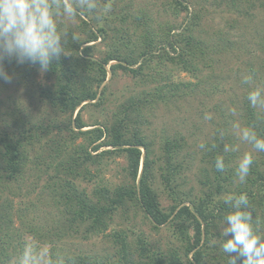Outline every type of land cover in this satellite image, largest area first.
<instances>
[{
	"label": "trees",
	"instance_id": "16d2710c",
	"mask_svg": "<svg viewBox=\"0 0 264 264\" xmlns=\"http://www.w3.org/2000/svg\"><path fill=\"white\" fill-rule=\"evenodd\" d=\"M125 1L96 0V10L77 15V29L84 37L79 34L78 39L72 40L74 29H66L68 55L54 59L49 70L43 72L45 78H52V84L34 85L32 90L50 112L38 118L29 115L13 126L0 127V187L21 180L29 163L35 162L28 172L40 171L39 181L43 175L48 177L46 189L41 190L50 192L54 206L62 209V213L55 214L63 218L53 220L60 223L57 228L41 233L35 230V223H25L31 225L28 230L37 233L35 238L53 244L52 237L64 234L68 225L71 230L82 228L85 238L102 236L112 243V254L79 256L69 264H228V254L221 247L224 238L217 231L224 217L233 211L226 201L234 202L240 194H247L249 204L243 210L252 213L254 226L264 236V152L254 148L252 153L247 152L253 163L241 182L236 169L245 153L234 148L237 142L232 135L226 136V127L231 123L228 120L217 127L221 136L215 135L212 141L203 143L201 160L205 167L198 182L201 189L185 190L187 179L180 177L187 167L184 162L194 159L185 156L189 139L184 135H163L157 143L147 130L148 118L158 104L184 99L194 92L191 83L177 82L173 73L180 69L194 74L199 67L193 59L199 62L200 57L205 58L208 45H201L194 33L199 15L190 13L192 0H167L163 9L172 8L176 18L181 11L187 13L186 21L175 26L161 23L145 10L133 12V4ZM257 2L264 8V0H231V5L241 16H250ZM196 12L201 14L198 9ZM97 42L103 46L98 50L99 56ZM9 63H15L16 69L22 67L26 87L41 72L38 64L21 65L14 59L4 60L5 71ZM161 64L164 67L158 69ZM120 74L137 81V88L115 103L109 120L89 124L84 119L85 109L95 106L104 110L113 104L110 82ZM261 74L260 82L264 84V71ZM210 89L214 92L218 84ZM247 97L248 93L241 106L236 97L232 107L242 112L246 128L264 138V114L257 111L258 106H251ZM161 156L167 162L161 173L163 191L170 200L167 207L162 206L154 187ZM218 157L224 158L223 172L215 167ZM119 158L126 163L123 182H105L104 171ZM84 183H91L92 189L88 190ZM10 206L0 205V264H11L19 255L23 248L16 249L15 242L20 247L27 242L24 235L12 231L13 221L7 214ZM119 212L126 216L133 212L135 217L142 214L156 230L165 226L180 239L179 245L167 253L155 252L157 248L143 232L135 235L132 229L114 227ZM111 227L114 230L108 233Z\"/></svg>",
	"mask_w": 264,
	"mask_h": 264
},
{
	"label": "rangeland",
	"instance_id": "374dc122",
	"mask_svg": "<svg viewBox=\"0 0 264 264\" xmlns=\"http://www.w3.org/2000/svg\"><path fill=\"white\" fill-rule=\"evenodd\" d=\"M128 1L133 4L131 11L134 12L139 9L148 11L153 13L154 17L157 16L161 23L178 26L187 19V13L184 11H181L180 16L176 18L172 8L164 10L163 3H167V0H126L125 3ZM159 4L161 7L158 6L157 8ZM197 9L200 10L201 14L196 12ZM190 13L199 15L194 33L195 37L200 39L201 45H208L207 53L204 60L201 57L199 62L193 59L199 67V71L196 73L193 74L179 69L173 74L177 82L191 83L194 92L190 97L184 99L173 98L158 104L148 118L149 129L147 132L151 140L157 143L160 142L159 139L163 135L170 137L184 135L189 139L190 147L186 149L189 152L185 156L194 159H187L184 162L187 167L180 177L187 179L186 191L193 188L197 192L201 189L198 182L202 174V168L205 167L204 162L201 160L203 154L199 145L209 143L215 135L221 136L217 134L220 132L217 128L220 124L228 120L231 121L227 125L228 130L226 127V136L231 137L232 135L233 139L236 140L237 146L234 148L237 151L242 153H252L254 151L251 144L241 139L242 130L246 126L241 116L243 115L242 112L232 107V101L238 97V105L241 106L240 102L243 101V96L247 93L249 94V92L256 89L264 91V84L260 82L261 71H264V8L257 2L256 8L250 12V16H241L237 8H233L231 5V0H192ZM79 24L80 20L76 17L59 21L60 27L65 30L67 28L74 29L73 31L77 35L80 34L84 37L85 35L77 29ZM219 41H221L220 45H218ZM102 47L97 42V56L100 55L98 50ZM198 50L195 49V51ZM14 65L15 63H9L7 66L8 71H6L12 77L11 82L0 79V127L13 126L16 122H22L23 118L29 115L38 118L42 114L50 112L49 108H44L42 103L38 101L37 94L32 93V90L35 88L34 85L36 87L40 84L41 86L51 85L52 78H45L43 72H38L34 81L30 83L29 87H26L27 80L22 67L16 69ZM164 65L169 66L168 63ZM163 67L161 64L158 69ZM245 78H248L247 83L244 82ZM213 84H218V89L214 92L210 89ZM136 86L137 81L128 77L125 78L120 74L118 78L110 82L113 104L108 105L104 110L95 106H88L83 113L85 121L92 124L95 121L101 123L107 119L109 120L112 112L115 111V103H120L121 101L118 100L124 96L129 97L130 91L135 90ZM257 108V111L264 114V106L259 107L258 105ZM225 147L231 149L229 144H225ZM155 148L158 152V144ZM31 156H34L33 152ZM35 165V162H30L27 169L30 170ZM125 165V160L122 158H119L117 162H112L110 167L104 171L103 178L105 182L114 185L122 183L126 174L123 170ZM158 166L161 169L155 171L154 187L160 194L162 206L167 207L170 200L163 191L164 183L161 178L162 170L165 171L167 166L163 156H161ZM28 170H26L27 173L23 175L21 180L12 181L0 187V205L7 206L8 203L11 204L8 207L7 214L11 215L14 234L24 235L26 243L42 246L45 245V241L37 240L35 238L37 233L28 230L31 225L25 223H35V230H38L39 233L54 227L57 228L56 225H60V223H55L53 220L63 219L58 216L62 213V209L54 206V198L49 191L41 190L42 187L46 189L45 184L49 180L48 177L43 175L39 181L37 176L40 171L28 172ZM83 186L87 187L88 190L93 187L91 183H84ZM30 192L32 194L27 196ZM123 215V212H119V218L116 220L114 227L116 229H132L134 231L132 233L135 235L143 232L152 245L157 248L155 252L167 253V251H173V247L179 245L178 241L180 239H176L177 237L165 226L156 230L144 219L142 214H137L136 217L133 212L122 217ZM114 227H111L108 233H111ZM223 227L224 222L216 230L221 234ZM81 230L82 228H79L78 231L75 228L71 230L67 225L63 230L64 234L59 237L53 236L52 239L55 243L46 244L49 246L53 257H62L65 264H69L68 261L73 259L74 262L79 256L103 257L114 252L112 243L109 240L102 236L85 238ZM229 238L231 237L229 236ZM219 242L221 241L217 243ZM15 246L16 249L24 247H20L16 242ZM13 260L11 264H13Z\"/></svg>",
	"mask_w": 264,
	"mask_h": 264
},
{
	"label": "clouds",
	"instance_id": "9594fccd",
	"mask_svg": "<svg viewBox=\"0 0 264 264\" xmlns=\"http://www.w3.org/2000/svg\"><path fill=\"white\" fill-rule=\"evenodd\" d=\"M97 8L96 0H0V79L12 80L3 67L5 59H14L21 65L38 64L41 72L48 71L54 59L68 55L65 47L69 34L59 26V21ZM71 38L76 40L78 36L73 33ZM244 82L247 83L248 78ZM247 99L253 107L264 106V91H251ZM241 139L256 151L264 152V138L252 128H244ZM199 147L203 149L205 145ZM252 163L251 153H245L240 159L236 174L241 182L248 176ZM215 167L221 172L225 170L223 157L216 159ZM226 203L233 209L224 217L221 231L224 238L221 247L228 254V264H238V261L240 264H264V236L254 226L252 213L243 210L249 204L247 194L242 193L234 202ZM13 264H65V261L62 257H53L46 244L25 243Z\"/></svg>",
	"mask_w": 264,
	"mask_h": 264
}]
</instances>
